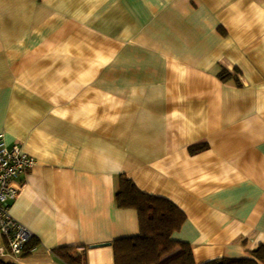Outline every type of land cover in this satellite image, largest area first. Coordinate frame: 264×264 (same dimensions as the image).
I'll list each match as a JSON object with an SVG mask.
<instances>
[{
	"label": "crops",
	"instance_id": "crops-1",
	"mask_svg": "<svg viewBox=\"0 0 264 264\" xmlns=\"http://www.w3.org/2000/svg\"><path fill=\"white\" fill-rule=\"evenodd\" d=\"M236 69L239 83L222 82ZM0 134L35 160L16 264H114L120 177L185 215L196 264L264 245V0H0ZM201 146L197 153L191 148Z\"/></svg>",
	"mask_w": 264,
	"mask_h": 264
},
{
	"label": "trees",
	"instance_id": "trees-1",
	"mask_svg": "<svg viewBox=\"0 0 264 264\" xmlns=\"http://www.w3.org/2000/svg\"><path fill=\"white\" fill-rule=\"evenodd\" d=\"M239 75L236 69L232 74L223 69L218 78L222 82L232 79L240 85ZM201 149V146L192 147L191 153ZM115 202L119 209H133L137 213L139 233L112 243L114 264H196L191 246L173 239L183 225L185 215L172 202L141 192L125 176L120 177ZM36 243L37 240L33 238L26 246L25 253ZM75 252L76 247H61L53 251L65 264H83V253L79 255ZM0 264L16 263L0 259ZM203 264H264V245H258L247 258H220Z\"/></svg>",
	"mask_w": 264,
	"mask_h": 264
},
{
	"label": "built area",
	"instance_id": "built-area-1",
	"mask_svg": "<svg viewBox=\"0 0 264 264\" xmlns=\"http://www.w3.org/2000/svg\"><path fill=\"white\" fill-rule=\"evenodd\" d=\"M34 166V159L23 153L19 145H7L0 134V234L4 241L1 253L16 262L25 254L33 235L12 218L9 204L22 193L24 183L19 181L20 175Z\"/></svg>",
	"mask_w": 264,
	"mask_h": 264
},
{
	"label": "rangeland",
	"instance_id": "rangeland-1",
	"mask_svg": "<svg viewBox=\"0 0 264 264\" xmlns=\"http://www.w3.org/2000/svg\"><path fill=\"white\" fill-rule=\"evenodd\" d=\"M174 239V238H173Z\"/></svg>",
	"mask_w": 264,
	"mask_h": 264
}]
</instances>
